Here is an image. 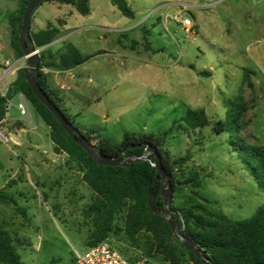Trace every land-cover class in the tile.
<instances>
[{
    "label": "rangeland",
    "instance_id": "rangeland-1",
    "mask_svg": "<svg viewBox=\"0 0 264 264\" xmlns=\"http://www.w3.org/2000/svg\"><path fill=\"white\" fill-rule=\"evenodd\" d=\"M126 1L135 17L130 22L144 20L126 42L135 41L138 46L125 47L131 57L121 64L120 56L100 58V75L92 83L86 76L77 77L81 96L71 102L78 113L75 124L97 130L115 143L122 141L125 132L161 136L170 128L163 148L172 159L188 155L176 169L175 179L182 182L197 173L199 180V187L177 186L171 207L202 204L221 209L232 220L250 217L264 204V191L232 151L228 135L217 133L214 126L226 117L224 103L242 98L247 126L240 137L247 144L264 147V0ZM89 5L93 13L119 22V27L129 22L110 0H89ZM17 7L15 0H0V61H14L7 16ZM58 13L44 5L38 18ZM184 19L190 24H184ZM71 41L82 54L100 47L118 49L109 35L87 43L79 34ZM15 75L1 83L0 92ZM22 98L28 116L19 113L20 98L15 95L7 101L6 122L23 125L22 145L13 146L11 135L0 126V184L18 174L14 176L17 184L8 183L5 189L15 203L0 202V226L10 233L24 264H69L75 252L93 243L90 206L96 195L78 162L68 159V167L77 176L74 183L64 170L53 171L40 163L43 154L51 151L49 127ZM189 109H203L207 125L188 127L183 117ZM33 154L36 162L30 161ZM33 171L42 172L39 182L44 186L35 189L30 183L37 181L30 177ZM128 206L129 201L117 205L106 238L135 264H168L151 232L143 229L132 238L126 235ZM170 244L176 246L173 241Z\"/></svg>",
    "mask_w": 264,
    "mask_h": 264
},
{
    "label": "trees",
    "instance_id": "trees-1",
    "mask_svg": "<svg viewBox=\"0 0 264 264\" xmlns=\"http://www.w3.org/2000/svg\"><path fill=\"white\" fill-rule=\"evenodd\" d=\"M18 7L8 14L7 21L10 27V47L15 57L24 56L18 35L21 28L22 13L30 0H15ZM73 4L77 11L86 15L89 12L88 0H43ZM40 2L35 9L42 3ZM124 17L134 16L126 0H110ZM34 9V10H35ZM33 10V12H34ZM31 13V16L33 14ZM31 18V17H30ZM29 33L36 48H43L58 36V30L47 28L37 33ZM47 49H42L39 56L42 59ZM89 57L84 56L70 44H66L64 51L58 56V62L53 67L67 70L84 63ZM38 66V84L45 91L52 103L61 111L65 118L88 140H95L99 150L113 158L140 156L146 145L155 148L159 155L162 168L170 176L173 191L177 186L199 187L198 174L193 173L190 178L179 182L175 179V171L188 160V155L172 159L163 148L164 138L169 129L161 136L153 134L135 135L124 134L120 143L115 144L110 139L100 136L94 130H81L73 121L72 116L62 106L61 98L51 90L45 74L41 71L43 65ZM27 66L19 68L15 79L9 84L4 95L0 94V123L5 118L7 101L16 94H22L33 107L40 119L49 127V138L56 148L78 162L84 168V180L94 191L96 198L90 206L94 215L91 245L104 239L112 228L113 215L116 207L123 201H129L128 213L125 221V233L132 238L140 230L152 233L153 239L165 256L168 264H202L201 261L178 240L171 232L170 226L160 215L154 214L147 201L149 190L156 196L160 192L159 172L146 160H133L126 166H109L95 163L87 152L78 146L59 125L55 116L32 93L29 84L24 79ZM226 117L218 120L214 126L217 133H226L232 151L240 158L245 170L253 178L259 190L264 191V147L247 144L240 137L246 128L244 120L246 105L242 98L228 100ZM183 121L190 128L207 125V118L203 109H189ZM149 158L154 161V154ZM206 201V200H204ZM0 202L12 203L14 200L0 191ZM155 207H163L162 197L155 200ZM179 214L181 232L203 251L212 264H264V204L243 220H232L221 209L215 206L192 204L184 209L175 210ZM173 241L176 246L170 244ZM90 245V246H91ZM0 264H24L16 253L10 233L0 226Z\"/></svg>",
    "mask_w": 264,
    "mask_h": 264
},
{
    "label": "crops",
    "instance_id": "crops-1",
    "mask_svg": "<svg viewBox=\"0 0 264 264\" xmlns=\"http://www.w3.org/2000/svg\"><path fill=\"white\" fill-rule=\"evenodd\" d=\"M44 5H51L52 7H55L59 13L49 17H42L40 15V20H39L38 18L39 13L41 9H43ZM87 5L89 7V12L86 15H82L77 11L76 7L73 4L57 2V1H44L34 10L30 18V31L32 33H37L41 30H46L47 28H53L58 30L59 32L58 36L53 41H51L49 44L41 48V50L45 48L47 49L42 59L39 56L40 62H42L43 64L57 63L58 56L64 51L66 44H70L78 50V47L72 44L73 41H71V38L79 34L80 36L82 35L84 37L87 43L92 42L94 39L103 40L106 38V35H109L111 37V40H114L115 43L118 45V49H114L113 51L104 49V47H100V49H97L90 54H82L78 50L80 54L84 56H88L89 58L84 63L77 65L71 69L63 70L57 67H53L50 64L46 66L45 65L42 66L41 71L45 70V73L44 72L43 73L45 74L46 83L48 87L51 90L55 91L58 94V96L61 98L62 106L72 116L74 123H76V117L78 116L77 115L78 113H75V111L72 110L71 102L76 100V96H81L78 93L79 83L78 81H76L77 77H80L81 75L86 76L89 83H92L94 80H97L98 76L100 75L98 68L101 65L99 59L102 57L114 56L115 58H117L118 56H120L121 58H124L123 61H120V64L125 60H128V58L131 56L129 55V52H126L124 50L125 47H128L130 50H134V48L138 46L137 42L135 41H132L131 44H126L128 38L130 37V32L133 29L140 27L144 22V20H139L134 23H131L130 21H133L135 19V17L133 16L132 18H128L129 22H127L124 27H119L118 26L119 22L112 23L108 21L103 15L93 13L89 5V0L87 2ZM9 42H10V32L8 39V45L10 47ZM122 43H125L126 45L124 46L122 45ZM146 47L147 46H145V49H148V47L147 48ZM2 49L3 46L2 44H0V50ZM10 49L14 57V61L10 62L8 59L4 61H0V85L4 80L14 76L19 68L26 67L27 65V61L24 57L16 58L13 49L11 47ZM111 61L115 62V59H112ZM5 62H8L9 65L8 67L5 66ZM93 68H96L95 72ZM15 77L11 79V82L15 79ZM6 90L7 88L5 89V91H1L0 94L4 95ZM16 95H18L20 98V101L18 103H20L21 101L24 102V99L22 98V94H16ZM95 101L99 103L100 102L99 97H96ZM18 103H17V108H18ZM25 108L27 112L26 116H28L26 104H25ZM6 122H7V110H6L5 118L0 123V126L3 125L7 133L11 135L12 145L15 147H19L20 145H22V141H21V139L23 138L22 134L25 131L23 125L19 121H11L9 123ZM80 129L84 131L94 130V129H90V127H83ZM94 131H96L100 136L104 137L101 132H98L97 130ZM127 133L128 132H125L124 134ZM128 134H134V133H128ZM3 138L6 140L5 136H3ZM110 140L113 143H115L112 139ZM51 143H52L50 149L51 151L45 152V154L42 153L43 156L39 160L40 163L50 166L53 171L64 170V174L67 175L66 176L67 179H69L74 183L75 182L74 179L77 178V176L75 174V171L72 168L68 167L70 166V164L67 165L69 162L68 160L69 157L64 152L58 150L52 141ZM35 158L36 157L33 154L30 157V161L32 160L36 162ZM21 161L24 163L23 159H21ZM24 164L26 165V163ZM41 175L42 172H36V171H33L30 174V177H33L34 180H37V181L30 180V183L33 185L35 189H37L39 185L44 186L39 182ZM14 176L17 177L18 174L16 173L15 175L14 174L11 175L9 177L10 181H4L3 183L0 184V191L6 193L5 189L9 185L8 183L17 184V181L15 180ZM17 179L18 181H20L19 177ZM62 181L63 179L60 180V182Z\"/></svg>",
    "mask_w": 264,
    "mask_h": 264
},
{
    "label": "water",
    "instance_id": "water-1",
    "mask_svg": "<svg viewBox=\"0 0 264 264\" xmlns=\"http://www.w3.org/2000/svg\"><path fill=\"white\" fill-rule=\"evenodd\" d=\"M43 0H30L22 13L21 28L18 35V42L20 48L24 54V58L27 61V69L24 72V79L29 84L34 96L55 116L59 125L67 133V135L78 146L84 149L90 158L98 164L109 166H126L133 160H146L150 162V165L159 172L160 178L157 181L160 182V192L154 196L151 194L148 184L147 201L150 210L157 215H160L170 226L171 232L176 240H178L185 248L191 251L202 264H212L211 261L205 256L198 246L188 239L180 230L181 223L179 220L178 212L171 207L173 188L170 182V176L162 168L159 155L155 148L146 145V148L140 156L113 158L103 154L99 148L88 141L80 132V130L74 127L61 113V111L52 103L45 91L38 84V66L40 62L39 52L41 48H36L33 44L29 33L30 17L35 7ZM150 154H154V161L149 158ZM158 197L163 199V207L158 209L155 207V200Z\"/></svg>",
    "mask_w": 264,
    "mask_h": 264
},
{
    "label": "built area",
    "instance_id": "built-area-1",
    "mask_svg": "<svg viewBox=\"0 0 264 264\" xmlns=\"http://www.w3.org/2000/svg\"><path fill=\"white\" fill-rule=\"evenodd\" d=\"M184 24L189 25V20L184 19ZM8 67V62H5ZM42 72L45 73V70ZM18 109L21 115H27L25 104L23 101L18 103ZM92 144L95 140L92 139ZM69 264H135L125 255L118 251L106 238L94 245L88 246L82 252H75Z\"/></svg>",
    "mask_w": 264,
    "mask_h": 264
}]
</instances>
